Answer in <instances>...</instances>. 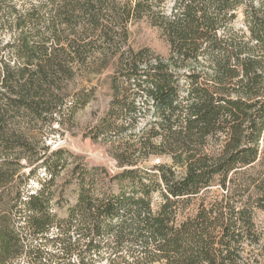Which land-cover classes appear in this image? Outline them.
Returning a JSON list of instances; mask_svg holds the SVG:
<instances>
[{
  "label": "trees",
  "instance_id": "1",
  "mask_svg": "<svg viewBox=\"0 0 264 264\" xmlns=\"http://www.w3.org/2000/svg\"><path fill=\"white\" fill-rule=\"evenodd\" d=\"M38 1L0 0L21 31L0 37V264H264V0ZM144 20L167 55L131 45ZM111 69L91 135L118 170L69 169L48 140Z\"/></svg>",
  "mask_w": 264,
  "mask_h": 264
},
{
  "label": "rangeland",
  "instance_id": "2",
  "mask_svg": "<svg viewBox=\"0 0 264 264\" xmlns=\"http://www.w3.org/2000/svg\"><path fill=\"white\" fill-rule=\"evenodd\" d=\"M4 6L8 7L10 4H16L19 14H25L27 9H31L33 5H37L38 0H3ZM43 1V0H40ZM11 2V3H10ZM0 19H7V15L0 11ZM20 29L9 27V30L4 29L1 32L4 45L8 41L17 40L20 34ZM30 34L31 31L24 30ZM130 43L133 47L139 48L148 46L157 53L167 55L169 52L168 44L161 34V32L153 27L147 20L141 21L131 26L130 29ZM3 59L10 61L11 65H15L16 54L11 48H5L2 52ZM112 70L107 71L104 75L97 78L95 81L96 90L94 99L83 109H81L75 116L74 124L61 128L57 135L49 138L48 143L52 148L62 147L70 151L73 156L71 158L72 164L69 169L77 163L86 162L91 167H101L107 170L108 173L113 174L118 170L117 162L114 158L113 146L102 138L94 139L91 135V129L98 121L103 110L110 100V82L112 79ZM57 126V124H56ZM168 161L166 157H151L148 160V165ZM68 169V170H69ZM67 177V176H66ZM69 178V175H68ZM67 179V178H66ZM114 189H117L115 186ZM76 193L74 187H66L64 196L69 199H74ZM63 214L64 211H61ZM260 218L264 222V213H260Z\"/></svg>",
  "mask_w": 264,
  "mask_h": 264
}]
</instances>
